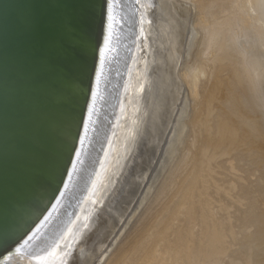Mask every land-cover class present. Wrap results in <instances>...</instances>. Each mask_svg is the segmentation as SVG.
<instances>
[{
  "label": "water",
  "instance_id": "95a60500",
  "mask_svg": "<svg viewBox=\"0 0 264 264\" xmlns=\"http://www.w3.org/2000/svg\"><path fill=\"white\" fill-rule=\"evenodd\" d=\"M85 2L101 0H0V237L17 241L0 249V264L21 255L36 261L78 219L121 96L129 95L125 83L140 52L130 45L143 37L141 16L143 31L149 21L145 0H108L111 29L106 12L102 27L95 22L86 59L68 65L71 83L58 79L68 56L57 25Z\"/></svg>",
  "mask_w": 264,
  "mask_h": 264
},
{
  "label": "bare ground",
  "instance_id": "6f19581e",
  "mask_svg": "<svg viewBox=\"0 0 264 264\" xmlns=\"http://www.w3.org/2000/svg\"><path fill=\"white\" fill-rule=\"evenodd\" d=\"M182 1H193V7L197 11V14L194 13L196 14L195 16L198 17L197 26L204 34V40L202 39L204 43L203 41L202 43L204 44L205 49L202 51V59L206 57L207 61L210 60L211 58L209 55L215 51L221 53L220 55L215 53L218 57L214 55L215 57L213 59H217L218 61H221V63L230 59L229 64L233 67L235 66L234 69L236 68L241 71V73H239L244 75L251 91L250 93H246L247 90H243L248 98L245 99L246 96H244V94V101H241L240 103H242V105L246 104L244 105V108L247 110L246 112H249L248 114H251L250 111L258 108L264 117V0H228L230 2L231 10L229 15L219 17L215 14L213 15L209 13L213 10L212 8L209 11L214 5L213 1ZM144 4L145 8L143 12L147 15L146 19L152 21V23L146 24V26H144V31H139L140 36H137L138 38L141 36L143 37L130 45V47L134 46L136 48V52H140H138L137 56L134 58L135 64L133 67V77L125 83V90L126 87H128L127 91L129 95H127L126 92H123L121 96L117 116L114 121L116 123L114 126H112L113 124L111 125L112 129L110 131V137L105 153L102 156V161H100L98 165L97 173L93 178L92 188L86 194L87 196L82 204V211L78 214V219L76 218L75 221L68 223V226L65 228L66 230L56 236L55 239H53L54 241L47 245L48 247L45 251L37 253L36 261L29 256L21 255L15 256L11 259L13 264H79V253L95 250H100L98 255L96 252L94 253V256L100 261L102 250H106L104 247L107 244L108 238L116 233L118 228H121L119 227V223L122 222L125 213H127L135 203V199L138 196L137 193L142 190L141 187L144 184L143 182L148 167L150 164H154L157 154L160 152L165 137V130L162 131L163 118L169 112L168 109L171 108V106H168V100L170 99V96L172 97L174 95L173 93L176 94V98L182 93L183 82L180 80L181 77L179 78L176 74L178 73V75L180 74V76L183 77V81L188 86L191 96L196 99L200 95L199 83L201 77L206 76V65L203 64L206 59L203 60V62H198L200 61V57L198 58V61L196 60L194 64L188 68L185 67V63L184 65L181 64V59L183 57L182 41L185 40V36L183 37L184 39L181 40L183 35L182 26L184 23L181 20L182 18L180 14H178V11H180V9L177 10L178 3L172 2V0H154L153 3L150 0H145ZM218 6L217 8H219ZM225 11L226 9L224 8L221 12ZM188 13H190V11H188ZM194 31L197 34L199 33L196 27L194 28ZM186 32H184V35ZM231 52L233 53L231 54ZM231 58L234 59H232L234 63ZM180 64L182 65L181 67ZM227 66L229 65L227 64ZM241 75L239 76V81L240 84H242L241 86H243L242 89H244L243 84L245 83V80L244 78H241ZM141 88H143V91H141ZM242 89H240V91ZM126 97L127 99L125 100ZM241 98L240 100H242ZM236 101L234 103H236ZM245 101L247 103H245ZM244 108L242 111H245ZM183 110H185V108H183ZM236 110H238V108H236ZM171 111L173 110L171 109ZM228 118L226 119L228 120ZM223 124L225 125L224 122ZM228 126L231 125L228 124ZM248 127L250 128L252 126ZM254 127L259 128L261 131L264 130L259 122H254ZM227 128L225 130L228 133ZM230 132L232 131H229V134H227L228 136L230 135ZM224 134L226 135V133ZM228 136H226V138ZM231 137L232 133L230 135V138ZM251 137L255 138L253 135ZM254 138L253 141L259 140V138ZM219 139H221V137H219ZM240 143L238 145H240ZM258 146L253 147L257 149ZM152 148L157 151H154L155 153L152 152ZM247 149L248 152L251 151V147L250 149ZM257 150L261 151L259 149ZM249 153L252 157V153L254 152ZM262 153H264V151ZM262 153L261 156L263 155ZM260 158L262 159V157ZM256 162L253 164H256ZM238 187L240 186L238 185ZM149 189L147 192H149ZM237 193L239 198H244L245 195L242 194L241 191ZM143 198L141 197V200ZM262 200L264 205V198ZM139 202L141 201L139 200ZM136 208L137 207L133 208L134 210H132L131 214L137 210ZM249 213L248 214L251 215L252 212ZM244 219H246V217ZM255 220L257 221L256 231H254L251 240H243L241 245L242 257L240 256L237 264H264V209L256 215ZM85 222L88 224L87 228L83 227ZM145 225L142 226L148 228V226ZM108 227L111 228L110 233L108 232V236L101 239V234L104 233ZM123 228H125V226ZM162 228L164 227H160V230ZM69 229H72L71 236H67ZM143 231L146 230L142 228L140 231L141 234ZM137 233L138 232L136 231V234ZM120 235L118 237H120ZM146 235L147 233H145V236ZM66 236L67 238L65 239L64 237ZM136 239L134 241H136ZM164 239L165 238L160 236V238L156 240L151 251L146 252L142 264H151L152 262H154L153 264H223L221 260L227 247L226 249L224 248L226 241L223 242L224 237L220 235L212 237V242L208 244L201 240L199 245L192 244L189 239H182L181 243L176 245L160 246ZM139 240L140 242L138 241V243L143 241L142 239ZM167 240L170 242L169 239ZM131 242L132 241L130 240V243ZM57 244H59L58 248L56 247ZM127 246L128 245H126V247ZM134 246H136V244ZM126 247L124 249H126ZM135 248H130L129 250L126 249L128 258L131 250H134ZM52 252H55V255H50ZM65 252H70V255L65 256ZM124 252L122 254L125 256ZM119 253L120 252H118V254ZM114 258L112 257V259ZM125 259L126 257H122L119 258L117 262H114H116L115 264H122ZM90 263L85 261L82 264Z\"/></svg>",
  "mask_w": 264,
  "mask_h": 264
},
{
  "label": "rangeland",
  "instance_id": "374dc122",
  "mask_svg": "<svg viewBox=\"0 0 264 264\" xmlns=\"http://www.w3.org/2000/svg\"><path fill=\"white\" fill-rule=\"evenodd\" d=\"M205 1L214 2V5L209 11L212 8L213 10L208 12L217 15V17L229 15L231 11L228 0ZM172 2L178 3L177 10L180 9L178 14H180L181 20L184 23L182 26L183 35L181 40L184 38L185 40L182 41L183 57L181 64L184 65L185 63V67L188 68L196 60L198 61V58L201 57L198 62H203L206 59V57L202 59V51L205 49L203 44L204 34L197 26L198 17L195 16L197 11L193 7V1L184 2L182 0H172ZM224 8L226 11L221 12ZM195 27L199 32L198 34L194 31ZM184 32H186L185 35ZM215 53L220 55L221 52L215 51L211 53L209 55L211 59L209 58L210 60L208 61L206 59V63L205 61L203 63L206 65V76H202L200 79V95L196 99L191 96L188 86L183 81V77L180 74L178 75V73L176 74L179 78L181 77L180 80L183 82L182 93L178 98L173 93L174 95L172 97L170 96L168 100V106H171V108L168 109L169 112L163 118L162 131L165 130V137L154 164L152 163L148 167L143 182L144 184L141 187L142 190H140L141 192L137 193L138 196L135 199V203L125 213L126 217L123 216L122 222H124L119 223V227L121 228L116 230V233L118 232L117 236L114 233L108 238L107 244L104 247L106 250H102L100 261L94 256V253L96 252L98 255L100 250L86 251L85 253H79V259L77 258L79 264L85 261L91 262L90 264H113L114 261L117 262L122 257H126L122 264H142L146 252L151 251L160 236L165 238L160 246H167L181 243L182 239H189L195 245H199L201 240L208 244L212 242L211 239L215 235L224 237L223 242L226 241L224 248L226 249L227 247V249L222 256V263L237 264L239 262L240 256L242 257V242L243 240H251L257 228L256 215L264 209L262 202L264 198V153H262L264 151V130L261 131L259 128L254 127V122H259L264 128V117L258 108L252 109L253 111H250L251 114L246 112L247 110L244 108L246 104L242 105L240 102L244 101L243 97L246 96V93L251 92L247 85V80H245L244 75L240 74L241 71L239 69H234L235 66L233 67L229 64L230 59L225 60L224 63L213 59L217 56ZM233 60L232 62L234 63ZM181 64L180 67L182 66ZM240 75L245 80L243 84L244 89H242L243 86H241L242 84L239 81ZM240 89L242 90L240 91ZM243 90H247L246 93ZM235 98H238L237 101ZM247 98L246 96L245 99ZM235 101L236 103H234ZM245 103L247 102L245 101ZM243 108L245 111H242ZM228 124L231 126H228ZM248 126L252 127L249 128ZM226 128L228 129V133L225 130ZM229 131H232L230 132V135L232 133L231 138L230 135H227ZM252 135L255 138L251 137ZM253 138H259V140L253 141ZM239 143L240 145H238ZM253 146H258L257 149L263 151H258ZM250 147L251 151L249 152H254L252 153V157L249 155L250 153L247 149H250ZM151 150L152 152L157 151L154 148ZM261 153L263 154L262 156ZM255 162L256 164H253ZM148 189L149 192H147ZM239 190L245 195L242 199L238 197L237 192H240ZM141 197L145 198L141 200ZM135 207H137V210L131 214ZM246 212L252 213L249 215L250 213L248 214ZM245 217L246 219H244ZM151 223L154 224L152 225ZM145 224L148 228L143 227ZM124 226L125 228H123ZM160 227L164 228L160 230ZM140 228L146 231H143L141 234ZM108 229L101 234V239L108 236L111 228L108 227ZM136 231L138 232L137 234ZM145 233H147L146 236ZM119 235L120 237H118ZM134 238L137 242L134 241ZM138 238L143 241L138 243V241L140 242ZM130 240L132 241L131 243ZM134 243L137 247L134 246ZM126 245L130 247H126ZM125 247L127 250L136 247L134 250H131L132 253L130 252L129 258L127 250L124 249ZM122 250L123 252L125 250V256L122 254ZM118 252L121 254H118ZM112 257H115L114 259L116 260L112 259Z\"/></svg>",
  "mask_w": 264,
  "mask_h": 264
},
{
  "label": "snow or ice",
  "instance_id": "6c2138e0",
  "mask_svg": "<svg viewBox=\"0 0 264 264\" xmlns=\"http://www.w3.org/2000/svg\"><path fill=\"white\" fill-rule=\"evenodd\" d=\"M137 3H140V0H137ZM107 12V20L109 21V29L112 27L114 21L113 15V3L108 2V0H101L98 4H89L82 3L79 6V12L76 14L70 15L66 19L61 20L57 25V30L61 37V43L67 52V62L60 64L57 67V76L59 80H62L65 83H71V76L68 71V65L75 64L77 61H83L86 59V53L88 47L91 43L92 31L95 25V22L98 20L100 26H103L105 14ZM151 24V21H148ZM141 32H143L144 18L143 15L140 18ZM29 28L32 32L36 33L39 30V23L33 21L30 23ZM98 44V38H97ZM93 54L95 53V47H93ZM143 91V88H141ZM87 97V91H85V98ZM73 148H68L69 153V162ZM95 203V202H94ZM87 221V218H86ZM84 228L88 227L87 222L83 225ZM72 235V229L68 230L67 236ZM64 237L65 239L67 238ZM31 239V237H29ZM17 241L11 236L0 237V249L4 252L9 251L13 244ZM27 241H25V244ZM59 247V244L56 245ZM70 247V245H69ZM23 245L21 247L15 248L17 255L21 254ZM50 255H55V252L50 253ZM65 256L70 255V252H65ZM10 259V258H8ZM41 259V258H38ZM4 264H8V261L5 260Z\"/></svg>",
  "mask_w": 264,
  "mask_h": 264
}]
</instances>
